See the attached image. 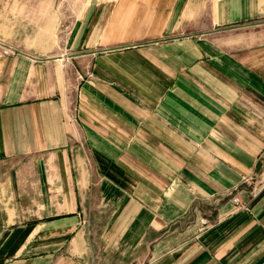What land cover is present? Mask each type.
<instances>
[{
    "label": "crops",
    "instance_id": "obj_1",
    "mask_svg": "<svg viewBox=\"0 0 264 264\" xmlns=\"http://www.w3.org/2000/svg\"><path fill=\"white\" fill-rule=\"evenodd\" d=\"M63 24L0 14V264H94L95 199L145 264H264V40L236 31L264 0H96L59 48Z\"/></svg>",
    "mask_w": 264,
    "mask_h": 264
},
{
    "label": "rangeland",
    "instance_id": "obj_2",
    "mask_svg": "<svg viewBox=\"0 0 264 264\" xmlns=\"http://www.w3.org/2000/svg\"><path fill=\"white\" fill-rule=\"evenodd\" d=\"M96 0H0V14H5L9 9L15 14L22 15L27 11L30 14H41L52 12L63 19V32L59 36L57 47L61 48L64 31L70 22L80 19L87 7ZM40 9V10H38ZM237 34L245 35L249 43L264 40V26H252L238 28ZM246 40H244V43ZM221 46L236 51L240 46L239 40L225 35L219 38ZM5 52V51H4ZM66 58V57H65ZM235 197L232 193L229 199ZM92 212L89 215V223L93 226L91 231L94 239V264H145L147 258V246H139L141 231L134 229V220L131 215H120L115 213L113 207H108L101 199H95ZM243 208L244 202H241ZM197 212L201 213V204L195 205ZM130 217V218H129ZM142 215V221L144 220ZM134 221V222H133ZM188 222H191L189 220ZM138 223V222H137Z\"/></svg>",
    "mask_w": 264,
    "mask_h": 264
},
{
    "label": "built area",
    "instance_id": "obj_3",
    "mask_svg": "<svg viewBox=\"0 0 264 264\" xmlns=\"http://www.w3.org/2000/svg\"><path fill=\"white\" fill-rule=\"evenodd\" d=\"M4 54H7V52L5 51ZM232 204L237 208H243L241 201L237 197L232 198Z\"/></svg>",
    "mask_w": 264,
    "mask_h": 264
}]
</instances>
